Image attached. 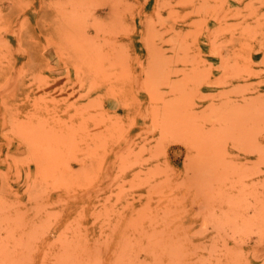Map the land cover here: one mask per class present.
Segmentation results:
<instances>
[{
  "label": "rangeland",
  "instance_id": "1",
  "mask_svg": "<svg viewBox=\"0 0 264 264\" xmlns=\"http://www.w3.org/2000/svg\"><path fill=\"white\" fill-rule=\"evenodd\" d=\"M0 264H264V0H0Z\"/></svg>",
  "mask_w": 264,
  "mask_h": 264
},
{
  "label": "bare ground",
  "instance_id": "2",
  "mask_svg": "<svg viewBox=\"0 0 264 264\" xmlns=\"http://www.w3.org/2000/svg\"><path fill=\"white\" fill-rule=\"evenodd\" d=\"M36 179H37V178L35 177V180H34V181H36ZM32 182H33V181H32ZM6 183H7V182H6ZM4 184H5V183H4ZM39 187H40V186H39ZM26 189H27V188H26ZM42 190H43V189H42ZM34 193H35V192H34ZM31 195H32V194H31ZM35 197H36V196H35ZM41 197H42V196H41ZM29 198H30V197H29ZM39 198H40V196H39ZM27 199H28V197H27ZM27 199H26V200H27ZM34 199H35V198H34ZM34 199H33V200H34ZM41 199H42V198H41ZM37 200H38V199H37ZM41 202H42V201H41ZM36 205H38V204H36ZM40 205H41V204H40ZM171 260H172V259H171ZM168 261H169V260H168Z\"/></svg>",
  "mask_w": 264,
  "mask_h": 264
}]
</instances>
